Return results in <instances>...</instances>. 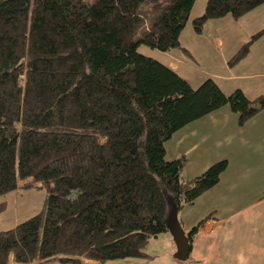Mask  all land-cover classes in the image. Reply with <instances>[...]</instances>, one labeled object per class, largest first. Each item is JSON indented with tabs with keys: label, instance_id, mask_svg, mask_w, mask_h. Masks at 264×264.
Here are the masks:
<instances>
[{
	"label": "trees",
	"instance_id": "1",
	"mask_svg": "<svg viewBox=\"0 0 264 264\" xmlns=\"http://www.w3.org/2000/svg\"><path fill=\"white\" fill-rule=\"evenodd\" d=\"M194 1L0 0V196L47 191L34 217L0 230V264L147 258L149 239L168 233L165 194L181 210L218 184L227 160L183 180L186 158L165 160V143L224 106L243 126L264 110V95H226L211 79L193 89L138 50L181 49ZM206 1L194 33L264 5ZM208 219L186 231L190 247Z\"/></svg>",
	"mask_w": 264,
	"mask_h": 264
},
{
	"label": "crops",
	"instance_id": "2",
	"mask_svg": "<svg viewBox=\"0 0 264 264\" xmlns=\"http://www.w3.org/2000/svg\"><path fill=\"white\" fill-rule=\"evenodd\" d=\"M194 6L185 29L179 35L180 48L188 51L191 57L190 46L182 45L180 39L196 38L191 20L201 15L203 10H198L200 13L193 11ZM204 7L205 5L202 8ZM239 20L243 23V28L239 26L241 33L250 39L256 32L264 30V5ZM209 22L204 27L214 24ZM181 49L178 50L183 52ZM254 52L246 55V61L252 68L257 65L264 67V45L255 55L257 57ZM160 55L166 61L162 64L179 74L180 66L184 65L182 59L170 51L160 52ZM246 75L241 77L248 78ZM255 77L264 78V73L259 72L251 78ZM261 85L262 87L247 85L243 89L236 83L228 88L217 84L224 94L226 92L223 88L240 90L249 100L264 94V83ZM244 90L255 94V97L247 96L248 93ZM237 117L228 108H222L189 123L167 142L171 151L169 160L184 156L186 165L190 169L194 168L186 171V165L184 166L185 169L180 172L183 180L202 174L215 162L227 160L228 163L214 188L204 192L192 206L184 207L178 212V219L185 232L209 215L193 240L186 264H264V110L243 126L237 124ZM185 222H188L186 226ZM173 246L174 253L175 245ZM191 250L195 252L193 258ZM85 263L94 264L89 261Z\"/></svg>",
	"mask_w": 264,
	"mask_h": 264
},
{
	"label": "rangeland",
	"instance_id": "3",
	"mask_svg": "<svg viewBox=\"0 0 264 264\" xmlns=\"http://www.w3.org/2000/svg\"><path fill=\"white\" fill-rule=\"evenodd\" d=\"M194 2L195 6L193 11L198 12L199 10L201 12L203 10V5H205L207 1L195 0ZM240 21L241 20H234L231 17L210 20L209 23L214 24L204 27L200 33H195V40L192 38L188 39V37H181L180 42L182 45L188 44L190 46L188 48H190L192 57L189 53H187L188 51L180 52L177 48L170 50V52L176 53L177 57L182 59L184 65L180 66L179 74L181 77H183V79H185L186 82H189L193 89L198 88L199 85H201V83H203L206 79H211L219 86L223 85L226 88L233 85V83L238 84L243 89L244 87L246 89L247 85H259L262 87L261 84L264 83V78L251 77H253L255 74H258L259 72L264 73V67L257 65L255 68H252L248 61H246V58H243L242 61L233 65L232 67H229L226 63L230 61L232 56L242 47L244 43L249 40V38H247L244 33H241L239 26H241L243 23ZM241 28H243V26H241ZM263 43L264 35L251 44V51L249 49V52L251 53L252 51H255V56L258 53V50L262 48V45H264ZM138 50L146 56L154 58L161 63L166 62L162 55H160V52L157 50H151L145 46H140ZM244 75L248 76V78L243 79L241 76ZM226 88H223V91L226 92V95L233 92V90H226ZM244 91L248 93L247 96L255 97V94H249L248 90ZM251 99L253 100L254 98ZM222 108L228 107L224 106ZM167 142L165 143V146L167 145V147H165L167 151L165 160L168 161L171 157V151H169V145ZM184 169L185 168H183L182 171ZM192 169L194 168L190 169L189 165H186V171H191ZM46 193L47 191L43 188L33 187L29 189L19 188L11 191L5 196H0V202L3 201L6 204L5 209L0 212V230H12V228L16 227V225L22 223L24 220L34 217L35 214L43 209ZM187 223L188 222H185V226ZM147 243L148 244L143 250L144 253L147 254V258L127 257V259H115L107 261L105 264H186V262L181 263L173 258L174 242H172V238L170 237L169 233H161L155 238H150ZM191 256L192 258L195 256L194 251H192Z\"/></svg>",
	"mask_w": 264,
	"mask_h": 264
},
{
	"label": "water",
	"instance_id": "4",
	"mask_svg": "<svg viewBox=\"0 0 264 264\" xmlns=\"http://www.w3.org/2000/svg\"><path fill=\"white\" fill-rule=\"evenodd\" d=\"M165 197L167 208L164 217L165 228L175 245L173 258L178 262L184 263L190 255V243L187 239L186 232L178 219L179 207H177L173 196L165 194Z\"/></svg>",
	"mask_w": 264,
	"mask_h": 264
},
{
	"label": "bare ground",
	"instance_id": "5",
	"mask_svg": "<svg viewBox=\"0 0 264 264\" xmlns=\"http://www.w3.org/2000/svg\"><path fill=\"white\" fill-rule=\"evenodd\" d=\"M21 187V186H20Z\"/></svg>",
	"mask_w": 264,
	"mask_h": 264
}]
</instances>
